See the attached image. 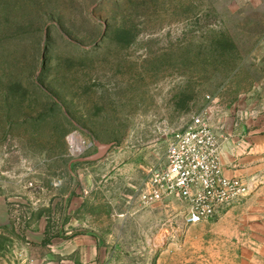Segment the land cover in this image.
I'll return each mask as SVG.
<instances>
[{"label": "rangeland", "instance_id": "rangeland-1", "mask_svg": "<svg viewBox=\"0 0 264 264\" xmlns=\"http://www.w3.org/2000/svg\"><path fill=\"white\" fill-rule=\"evenodd\" d=\"M200 114L256 188L180 241L141 194ZM0 194L16 264H264V0H0Z\"/></svg>", "mask_w": 264, "mask_h": 264}, {"label": "built area", "instance_id": "built-area-1", "mask_svg": "<svg viewBox=\"0 0 264 264\" xmlns=\"http://www.w3.org/2000/svg\"><path fill=\"white\" fill-rule=\"evenodd\" d=\"M221 154L219 134L200 114L173 137L164 166L152 170L141 201L146 207L181 204L169 221L176 227L173 239L183 240L191 227L220 218L254 192L253 179L225 173Z\"/></svg>", "mask_w": 264, "mask_h": 264}, {"label": "crops", "instance_id": "crops-1", "mask_svg": "<svg viewBox=\"0 0 264 264\" xmlns=\"http://www.w3.org/2000/svg\"><path fill=\"white\" fill-rule=\"evenodd\" d=\"M223 164L225 166V173L228 176H243V173L245 172L246 169H244V166L242 165V161L240 158L237 160L235 157L234 158H225L224 156L222 157ZM11 224L10 220V212L7 204V200L5 197H3L0 194V229L4 227H9ZM32 234V235H30ZM43 238L42 233H35V232H30L28 233V239L31 240L32 242L35 243H40ZM29 244V243H27ZM5 252V256L0 255V264H16L15 259H12L13 253ZM1 254V253H0ZM3 260V261H1Z\"/></svg>", "mask_w": 264, "mask_h": 264}, {"label": "trees", "instance_id": "trees-1", "mask_svg": "<svg viewBox=\"0 0 264 264\" xmlns=\"http://www.w3.org/2000/svg\"><path fill=\"white\" fill-rule=\"evenodd\" d=\"M44 242H47V240L45 239V241Z\"/></svg>", "mask_w": 264, "mask_h": 264}]
</instances>
